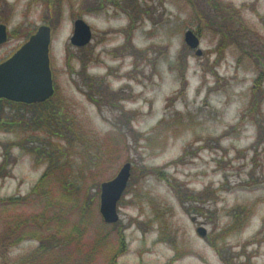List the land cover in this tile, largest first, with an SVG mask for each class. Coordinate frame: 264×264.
<instances>
[{
  "label": "rangeland",
  "instance_id": "rangeland-1",
  "mask_svg": "<svg viewBox=\"0 0 264 264\" xmlns=\"http://www.w3.org/2000/svg\"><path fill=\"white\" fill-rule=\"evenodd\" d=\"M0 23V61L52 27L56 110L41 129L21 120L32 106L0 122V264H71L66 235L60 258L38 251L58 222L81 224L91 264H264V0H0ZM53 160L46 193H31ZM125 162L107 223L100 185Z\"/></svg>",
  "mask_w": 264,
  "mask_h": 264
},
{
  "label": "water",
  "instance_id": "water-1",
  "mask_svg": "<svg viewBox=\"0 0 264 264\" xmlns=\"http://www.w3.org/2000/svg\"><path fill=\"white\" fill-rule=\"evenodd\" d=\"M52 29L46 24L38 27L26 42H24L9 58L0 63V98L16 102H43L54 93V81L51 68L50 47ZM8 38L7 27L0 23V44ZM92 31L84 19L74 22V32L71 42L83 46L90 42ZM185 41L191 48H197L200 55L199 37L188 30ZM131 163L125 162L117 174L100 185V213L107 223H115L119 219L118 202L124 194L130 176ZM205 235V229H198Z\"/></svg>",
  "mask_w": 264,
  "mask_h": 264
},
{
  "label": "trees",
  "instance_id": "trees-1",
  "mask_svg": "<svg viewBox=\"0 0 264 264\" xmlns=\"http://www.w3.org/2000/svg\"><path fill=\"white\" fill-rule=\"evenodd\" d=\"M245 27L246 26L243 25L241 27V30L243 31L245 29ZM234 29H235V25H229L228 29L227 30L225 29V32H223V35L224 36H236L238 34V32ZM235 32H237V33H235ZM236 40H238V36L236 37ZM237 43L240 45L241 41L237 42ZM260 74H263V71H260ZM258 83L259 82L256 80L255 90L256 89L258 90L260 88V85ZM49 106H50V101L47 100L43 103H38V104L32 105V107H30V108H32V111H33L32 115H31V113H27V114L26 113L25 114L20 113V115H22V117L24 115H27V117H28L29 114L31 116L30 120L26 121V123H25L26 126H33L32 124H34V127L38 128V129L39 128L41 129V127H44L45 122L43 123V119H45L46 116L48 118L50 115L54 114V112H52V110L56 112V110L54 108L49 107ZM7 107H12L10 110L15 112V116L13 118H16L17 113L23 112V109L29 108L28 106H23L21 103H15V102H11V101H8L6 99L0 98V122L5 123L8 119L11 118V117L7 116V113H8ZM35 109H38L40 112L42 109V110H45V112H42L40 114V112L37 113V111ZM59 112H61V111L58 108L57 109V115H60ZM36 114H38V115H36ZM24 118L25 117L21 118V120ZM48 123H50V124H48L49 127H51V125H53L51 123V121H48ZM51 162L52 163H51L50 167L46 170V172L39 179L38 183L34 186L31 193H37L39 191H44L46 193L47 190L45 189V187H46L45 182L48 179L49 175L51 173H53L54 171H56V168L58 167L57 165L54 164V160ZM58 180L62 181V183H63L62 187L64 189H67L68 185H70V182L69 183L65 182L63 178H58ZM71 185H72V183H71ZM68 190H70V188H68ZM71 191H73V189ZM15 200L16 199H14L13 201H15ZM6 201H12V199H6ZM83 210H84V208H83ZM56 221H57V219H56ZM79 223H82V222H79ZM80 226H81V224L73 225V227L66 229L65 228L66 225L63 222H58L57 225H55V227H54V228H56V230H54L55 232L51 236L53 238L48 239L47 243H44L45 240L42 241L41 245L39 246V248H41V249L38 251L39 252L43 251V253L45 251H47V254L42 255L43 257H46L50 253L49 251L52 250L55 252V254H53V256H56V258H60V256L56 254V251H59L60 249L62 250L64 248H66V247H63V245H64L63 239L71 237L72 241L75 243V249L73 250V249L66 248V251H68L66 256L69 258V261H71V264H91L90 262H92V260L96 257L95 256L96 253H94L92 251H88V253L85 254V252L83 251L84 250V247H83L84 243H83V240H81L82 239V237L80 236L81 232L78 229ZM63 235H66V236L63 238ZM38 237H40L41 240L44 239L42 236H38ZM66 256H65V258H66ZM56 258H55V260H56ZM56 261H58V260H56ZM73 261H74V263H72ZM39 262H42L41 258H40ZM39 262H38V264H39ZM55 264H63V263L58 261V263L55 262Z\"/></svg>",
  "mask_w": 264,
  "mask_h": 264
},
{
  "label": "flooded vegetation",
  "instance_id": "flooded-vegetation-1",
  "mask_svg": "<svg viewBox=\"0 0 264 264\" xmlns=\"http://www.w3.org/2000/svg\"><path fill=\"white\" fill-rule=\"evenodd\" d=\"M16 49H17V48H16ZM16 49H15V50H16ZM15 50H14V51H15ZM14 51L10 52V54L7 55L5 58H3L1 61H3L4 59H6L7 57H9ZM1 61H0V62H1ZM21 104H22L23 106H32V105H33V104H26V103H21Z\"/></svg>",
  "mask_w": 264,
  "mask_h": 264
}]
</instances>
